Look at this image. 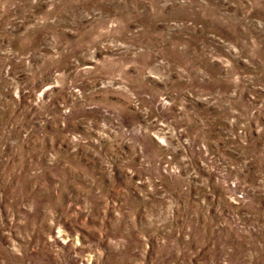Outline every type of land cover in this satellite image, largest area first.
Segmentation results:
<instances>
[{
	"label": "rangeland",
	"instance_id": "374dc122",
	"mask_svg": "<svg viewBox=\"0 0 264 264\" xmlns=\"http://www.w3.org/2000/svg\"><path fill=\"white\" fill-rule=\"evenodd\" d=\"M0 264H264V0H0Z\"/></svg>",
	"mask_w": 264,
	"mask_h": 264
}]
</instances>
